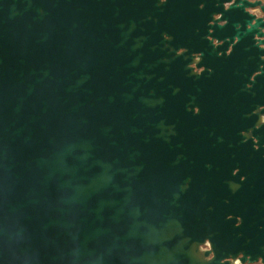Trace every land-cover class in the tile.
Segmentation results:
<instances>
[{"label": "water", "instance_id": "obj_1", "mask_svg": "<svg viewBox=\"0 0 264 264\" xmlns=\"http://www.w3.org/2000/svg\"><path fill=\"white\" fill-rule=\"evenodd\" d=\"M263 29L262 0H0V264H232L228 220L165 180L153 117L164 57L207 68L205 44L233 58Z\"/></svg>", "mask_w": 264, "mask_h": 264}, {"label": "flooded vegetation", "instance_id": "obj_2", "mask_svg": "<svg viewBox=\"0 0 264 264\" xmlns=\"http://www.w3.org/2000/svg\"><path fill=\"white\" fill-rule=\"evenodd\" d=\"M246 10L263 16L259 6ZM140 24L141 31H149ZM253 34H245L233 58L231 45L237 39L218 56L215 39L205 44L206 50L212 47L207 68L197 66L199 53L184 55L183 48L164 57V70L174 82L166 84L162 114L153 117L165 128L160 131L165 180L185 189L184 197L200 202L208 217L228 220L224 241L239 253L223 260L232 264H263L264 77L260 70L249 73L256 68L254 54L264 45L259 44L263 37ZM170 39L163 35L165 46ZM168 48L170 54L173 47ZM203 249H211L208 240Z\"/></svg>", "mask_w": 264, "mask_h": 264}]
</instances>
